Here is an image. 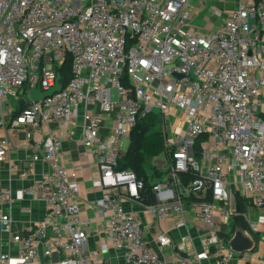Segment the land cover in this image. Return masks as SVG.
I'll return each mask as SVG.
<instances>
[{"label": "built area", "instance_id": "built-area-1", "mask_svg": "<svg viewBox=\"0 0 264 264\" xmlns=\"http://www.w3.org/2000/svg\"><path fill=\"white\" fill-rule=\"evenodd\" d=\"M191 11L190 0H0V128L25 134L33 153L24 176L39 161L50 167L21 191L46 203L43 220L14 233L11 214L0 208V235H10L19 264H33L41 246L48 258L58 254L59 264H97L95 254L111 247L127 264H161L139 215L124 208V200L140 199L145 182L118 167L122 140L151 112L160 115L165 137L166 160L157 166L168 169L153 184L155 202L147 209L158 220L177 213L181 227L191 209L202 218V251L194 248L183 263L240 258L247 264L249 251H233L216 218L232 222L237 197L264 218V2L240 4L206 34L191 26ZM68 60L72 77L63 84ZM58 77L59 90L32 100L31 91L48 92ZM99 110L113 114L105 137ZM53 122L80 127L84 145L97 153L106 195L91 208L107 219L106 241L95 251L87 247L79 180L62 164L69 133L56 135ZM181 122V131H173ZM15 148L9 138L0 141V164ZM11 197L0 179V203ZM241 216L250 234L260 233L250 209ZM156 241L160 249L174 246L168 232ZM187 245L177 246L185 251ZM11 258L10 248L0 251V264Z\"/></svg>", "mask_w": 264, "mask_h": 264}, {"label": "crops", "instance_id": "crops-1", "mask_svg": "<svg viewBox=\"0 0 264 264\" xmlns=\"http://www.w3.org/2000/svg\"><path fill=\"white\" fill-rule=\"evenodd\" d=\"M108 1L110 2L111 0ZM190 2L192 4V11L189 15L191 26L196 28L200 33L206 34L220 25L224 18L234 9L238 8L240 4L246 2H264V0H218L215 1L214 6L212 5V0H190ZM216 10L222 12L221 17L215 15ZM99 113L104 116L101 133L105 137L114 123L113 114H107L101 110H99ZM78 124L82 125V121H79ZM51 128L56 135H59L61 129L66 131V134L69 133L64 140L62 164L70 172H75L79 180L81 217L88 221L87 226L90 233L87 247L89 251H95L106 241L102 230L107 219L101 210L96 207L91 208V205L96 206L106 195L100 180V166L96 150L84 145L80 127L73 129L70 126H63L59 122H53L51 123ZM43 131H48V127H44ZM24 135L23 131L14 132L8 130V128H0V141L4 138H9L16 144L10 161L0 164V179L3 183V189L11 190L12 192L11 203H0V208L3 212L11 214L14 233L28 232L35 222L43 220L47 214L46 203L38 198L37 195H21V191L24 188L37 182L44 173L50 170L48 163L39 161L32 169V172L24 176V165L33 153L31 149L26 147ZM127 139H129L130 145V137ZM160 156L151 161L152 166H146L148 179L152 184L163 180L160 177V172L153 175L157 178L156 180H151L148 174L150 169L152 171H155V169L156 171H164V168L157 166V162L161 163ZM124 208L127 211H134L139 215L147 237L149 240H152L153 246L160 254L161 264H199L197 262L183 263V259H187L194 248L199 252L202 251L205 223L195 210L191 209L188 211V226L181 227L179 226L180 217L177 213H173L172 216L166 219L158 220L151 215L145 204L135 200H124ZM247 209L251 210L255 219L259 222L260 233L250 234L248 227L244 228L239 223L233 227V222H226L220 217L216 218V224L221 232L230 233L232 231L231 237L230 235L226 236L228 240L232 239L238 230H244L245 234L254 241V247L249 251L250 257L247 264H264V218L253 207H249L248 205ZM162 232L171 234L174 246L160 249L156 238ZM0 237V251L11 249L12 258L7 264H19L17 246H14L10 242V235L3 232ZM181 242L188 243L185 251L180 250L177 246ZM94 258L98 259L97 264H127L121 250L115 247H111L103 255L95 254ZM59 260L60 256L58 254H54L49 258L46 257L41 246L39 248V255L33 264H59ZM204 264L217 263L215 260H210L204 262ZM229 264H243V261L240 258H235Z\"/></svg>", "mask_w": 264, "mask_h": 264}, {"label": "trees", "instance_id": "trees-1", "mask_svg": "<svg viewBox=\"0 0 264 264\" xmlns=\"http://www.w3.org/2000/svg\"><path fill=\"white\" fill-rule=\"evenodd\" d=\"M62 78L63 84L67 83L71 77V61L68 60L62 67ZM18 111L16 112V114ZM162 120L159 114L155 112L149 113L142 121H140L137 127L132 131L130 136V145L126 151L123 162L124 168L134 171L137 176L144 180L145 188L141 191V196L138 202H141L145 205H149L155 202V195L153 192V184L148 179L146 163L152 161L153 159L159 157L165 150V137L163 131L153 130V128L158 125L161 126ZM155 173L159 174L155 169ZM190 176H188V180ZM196 199L194 196L192 198H184L186 203ZM209 199V197H208ZM237 211L238 214L232 218L233 227L236 224L242 225L244 228H247L245 222L241 219V213L247 209L248 202L237 197ZM221 237L228 240V235L230 233L220 232Z\"/></svg>", "mask_w": 264, "mask_h": 264}, {"label": "water", "instance_id": "water-1", "mask_svg": "<svg viewBox=\"0 0 264 264\" xmlns=\"http://www.w3.org/2000/svg\"><path fill=\"white\" fill-rule=\"evenodd\" d=\"M60 77H58V81L55 87H53L48 92H42L40 89H36L31 91L30 96L32 100L39 101L40 99H43L49 95H51L54 91H57L60 89V83H59ZM261 116L264 118V115L261 114ZM119 169L124 168V163L122 161L119 162ZM230 247L233 251L236 253H242L245 251H251L254 247V241L251 239L247 234H245L244 230H238L234 237L229 242Z\"/></svg>", "mask_w": 264, "mask_h": 264}, {"label": "rangeland", "instance_id": "rangeland-1", "mask_svg": "<svg viewBox=\"0 0 264 264\" xmlns=\"http://www.w3.org/2000/svg\"><path fill=\"white\" fill-rule=\"evenodd\" d=\"M80 1L82 2V4H87V0H80ZM215 1H218V0H212V5L213 6L215 5ZM183 124H184V122H181L177 126H174V130L173 131H175V132L178 131V130L181 131V128H182ZM160 129H161V126H159V125L157 127L153 128V130H157V131H159ZM128 146H129V139L124 138L122 140V142H121V150L123 152H126L127 149H128ZM165 160H166V155L164 153H162L161 156H160L161 163L164 162ZM146 165L152 166V162L151 161L150 162H147ZM167 169H168V166L165 165L164 166V171H158V172H160L161 179H165L166 178ZM148 174H149V177H150L151 180H156L157 179V178H155L153 176L155 174V171L154 170L152 171V169H150L148 171Z\"/></svg>", "mask_w": 264, "mask_h": 264}]
</instances>
